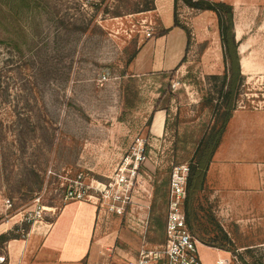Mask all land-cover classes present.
Segmentation results:
<instances>
[{"label":"rangeland","instance_id":"1","mask_svg":"<svg viewBox=\"0 0 264 264\" xmlns=\"http://www.w3.org/2000/svg\"><path fill=\"white\" fill-rule=\"evenodd\" d=\"M88 1L0 0V235L16 237L0 242V264H57L56 251L35 255L48 231L91 233L97 264H112L116 243L113 264H129L143 236L164 240L173 183L185 189L215 123L227 66L213 12L178 5L187 46L181 29L156 37L173 25V0L119 18ZM220 1L234 8L243 80L191 232L202 264H264V0Z\"/></svg>","mask_w":264,"mask_h":264},{"label":"trees","instance_id":"2","mask_svg":"<svg viewBox=\"0 0 264 264\" xmlns=\"http://www.w3.org/2000/svg\"><path fill=\"white\" fill-rule=\"evenodd\" d=\"M88 2L93 11L104 13L113 18L148 13L155 10V0H97ZM173 2V25L170 28L160 30L156 37H163L173 29H181L187 35L188 46L190 42V33L187 27L179 23L177 16L178 5L182 4L193 10L213 12L217 19L218 34L223 49V61L225 66H227L222 84L219 89L215 90L217 93V99L215 100L212 98L210 100V105H212L215 113V123L200 139L192 157L193 162L190 167H187L188 177L185 212L186 222L191 231L192 225L190 221V213L193 211L194 197L197 192L202 189L209 166L222 143L228 124L236 110L239 88L242 85L243 77L241 75L238 42L236 41L235 36L233 5L220 0H173ZM138 53L139 50H136L131 55L130 61H133ZM127 84L128 83L123 86V101L125 109H131L136 104L138 94L134 91L132 85ZM165 226L166 221L164 231ZM160 227H162V225H160ZM191 233L193 234V232ZM10 239H16V237L13 236V232L0 235V242H7ZM164 240L161 243H163ZM215 248L222 249L220 247Z\"/></svg>","mask_w":264,"mask_h":264},{"label":"built area","instance_id":"3","mask_svg":"<svg viewBox=\"0 0 264 264\" xmlns=\"http://www.w3.org/2000/svg\"><path fill=\"white\" fill-rule=\"evenodd\" d=\"M138 165L137 168L138 169ZM137 170H134V175ZM188 170H186L185 189L182 182L175 180L174 189L176 199L170 204L169 214L166 219L164 242L150 243L145 236L142 237L135 257L129 264H202L198 255L200 242L191 233L186 222V216L182 209L186 199ZM215 264H227L222 257H218Z\"/></svg>","mask_w":264,"mask_h":264},{"label":"crops","instance_id":"4","mask_svg":"<svg viewBox=\"0 0 264 264\" xmlns=\"http://www.w3.org/2000/svg\"><path fill=\"white\" fill-rule=\"evenodd\" d=\"M139 55V53H138ZM137 55V56H138ZM87 221H92V214L87 213L86 215ZM72 235V236H71ZM36 234L34 237L30 238V242L34 239L35 240ZM72 237V239H70ZM96 239V238H95ZM39 242L40 248L36 249L35 255L38 254L37 251L45 253L48 249L49 251H56L59 254L57 264L67 263V259H69L73 264H97V259H101L99 254H101L100 248V240L95 241L94 237L90 234L84 233H55L53 231H48L46 234L41 236H37L35 242ZM135 243V242H134ZM134 248H131L130 252L126 253L128 257L131 259L135 257L136 251L138 249L136 243L132 244ZM119 247L114 243L112 255L109 257V261L113 264V259L115 258L114 254ZM120 249V248H119ZM122 250V249H120ZM119 250V251H120ZM124 253V252H123ZM125 254L120 253V256H125ZM39 257H45L44 254L39 253ZM44 255V256H41ZM66 255L76 256L75 259L67 258ZM73 259V260H72ZM103 259V258H102ZM130 259V260H131ZM84 260V262H83ZM107 260V259H104ZM108 262V261H107ZM118 262V260L116 261ZM69 263V264H72ZM110 263V262H109ZM37 264H50V263H37ZM98 264L99 261H98Z\"/></svg>","mask_w":264,"mask_h":264}]
</instances>
